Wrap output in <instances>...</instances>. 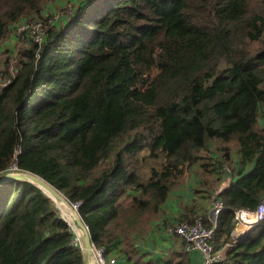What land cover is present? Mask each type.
<instances>
[{
    "label": "trees",
    "instance_id": "16d2710c",
    "mask_svg": "<svg viewBox=\"0 0 264 264\" xmlns=\"http://www.w3.org/2000/svg\"><path fill=\"white\" fill-rule=\"evenodd\" d=\"M52 1L0 0V45ZM71 2L0 88V175L41 177L81 204L95 246L131 258L187 170L220 181L237 158L213 244L220 264H264V222L232 240L235 212L264 203V0ZM196 208L180 221L210 227ZM75 238L39 187L0 186V264H85Z\"/></svg>",
    "mask_w": 264,
    "mask_h": 264
},
{
    "label": "crops",
    "instance_id": "0c3cea01",
    "mask_svg": "<svg viewBox=\"0 0 264 264\" xmlns=\"http://www.w3.org/2000/svg\"><path fill=\"white\" fill-rule=\"evenodd\" d=\"M237 161L238 159L236 158L231 163L232 166L229 167L230 173L219 174L218 178L220 181H215L211 185L217 183L214 187L226 188L229 186L227 189H230L231 183L238 179V173L235 171V166H239L236 163ZM224 170L225 168L223 172ZM198 178L201 181V185L205 187L201 178ZM192 179L194 181L187 185L185 189L180 188L173 193L165 207H163L159 219L149 224L147 229L135 234L133 246L137 252L131 258L124 255L120 258L119 255L120 264H179L180 262L182 264H202L203 255L198 251L187 252L180 239L170 234L168 230L169 227L181 223V216L184 214L186 207L192 202L202 212L209 214L210 221L213 219L209 200L203 199L204 194H201L202 190L199 188V181L194 177ZM211 192V190L206 192L207 199ZM238 230H235L232 235V240L235 244L242 243L246 235L245 230L242 228Z\"/></svg>",
    "mask_w": 264,
    "mask_h": 264
},
{
    "label": "built area",
    "instance_id": "2783aa9c",
    "mask_svg": "<svg viewBox=\"0 0 264 264\" xmlns=\"http://www.w3.org/2000/svg\"><path fill=\"white\" fill-rule=\"evenodd\" d=\"M37 26L38 28H36ZM26 28L31 31H35L37 34H40L42 29H46L42 23L27 25ZM43 39L44 37L41 42H39L38 38L33 39V41L36 43H42ZM11 82V78L7 80L3 74L0 78V88H6L9 84H11ZM17 154H20V152H17ZM16 170V166L13 165V167L8 170V173H19L16 172ZM226 171L227 173L231 172L229 167L226 168ZM227 188H229V186L226 188H217L213 191V195L210 198V206L213 215L212 225L210 227L204 225L202 218L198 217L193 223L183 222L176 226L173 225L168 229L170 234L180 239L187 252L198 251L203 255L202 264H220L225 259L224 249H217L213 244V239L215 237L217 227V217L225 210L224 204L218 196ZM72 206L76 212H78L81 208V204L79 203L73 204ZM235 219L237 221L236 230L243 228L246 232L257 225H260L264 222V203L260 204L255 211L246 209L236 211ZM74 243L75 246L80 247V241L77 237L75 238ZM93 251L96 264H120L117 256L108 252L104 246H95L93 244Z\"/></svg>",
    "mask_w": 264,
    "mask_h": 264
},
{
    "label": "rangeland",
    "instance_id": "374dc122",
    "mask_svg": "<svg viewBox=\"0 0 264 264\" xmlns=\"http://www.w3.org/2000/svg\"><path fill=\"white\" fill-rule=\"evenodd\" d=\"M76 8L77 7L73 5L71 0H54L48 5V7L45 8V12H43L44 16L42 18L34 19L31 21H26L28 19H23L21 21L24 22L20 23L19 21L14 24L10 29L12 35L11 38H7L0 45V78L3 74L5 75L7 80L14 76L19 66L21 57L24 56L23 52L25 49H27L25 45L35 38H38L39 42H41L42 38L44 36H47L50 29L62 23L64 24L66 21H68L69 17L73 16V14L76 12ZM60 21L63 22L60 23ZM38 23H42L46 27V29L41 30L40 34H37L35 31H31L26 28L27 25H35ZM36 28H38V26ZM158 73L159 69H153L151 71V79L154 80ZM215 156H218V154H216ZM229 165H226V167H228ZM196 175L201 178L205 187L201 185V181ZM192 177L196 178L199 181V188L200 190H202L201 194H204L203 199L209 200L210 203V195L208 199L206 198V192H209L210 189L208 188L211 185H209V181H216L217 179L212 178L211 176L203 175L202 169L199 166L192 167L191 169L186 171V173L180 178L179 185L177 186L178 189L176 188L177 190L175 191H178L180 188L185 189L187 185L194 181ZM207 177L209 180L207 179ZM61 211L63 216L66 218V215L62 209Z\"/></svg>",
    "mask_w": 264,
    "mask_h": 264
},
{
    "label": "water",
    "instance_id": "95a60500",
    "mask_svg": "<svg viewBox=\"0 0 264 264\" xmlns=\"http://www.w3.org/2000/svg\"><path fill=\"white\" fill-rule=\"evenodd\" d=\"M11 181H25L32 183L39 187L41 190H43L46 195L54 201V203L57 200L63 199L66 203V209L69 213L70 218L72 219L74 228L72 225L68 223V221L65 219V217L61 212V216L63 219L72 226L76 236L78 237L80 241V248L83 253L84 257V263L85 264H96L94 251H93V243L91 239L90 232L88 230V227L85 225V223L82 221L80 215L73 209L70 202L65 198V196L60 193L56 188H54L51 184H49L47 181L42 179L41 177L30 173V172H21V173H7V174H1L0 175V186L4 185L5 183L11 182Z\"/></svg>",
    "mask_w": 264,
    "mask_h": 264
},
{
    "label": "bare ground",
    "instance_id": "6f19581e",
    "mask_svg": "<svg viewBox=\"0 0 264 264\" xmlns=\"http://www.w3.org/2000/svg\"><path fill=\"white\" fill-rule=\"evenodd\" d=\"M57 205H58V207H60L62 210H63V212L65 213V215H66V220L68 221V223L70 224V225H72L73 226V228H74V225H73V222H72V219L70 218V216H69V213H68V211H67V209H66V203H65V201L63 200V199H60V200H57L56 202H55ZM243 229V228H242ZM91 264V263H90Z\"/></svg>",
    "mask_w": 264,
    "mask_h": 264
},
{
    "label": "clouds",
    "instance_id": "9594fccd",
    "mask_svg": "<svg viewBox=\"0 0 264 264\" xmlns=\"http://www.w3.org/2000/svg\"><path fill=\"white\" fill-rule=\"evenodd\" d=\"M20 173V172H19ZM3 174H7V173H3ZM213 192V191H212ZM211 198V197H210ZM72 205V204H71ZM209 205H210V203H209ZM73 207V206H72ZM211 207V206H210ZM74 209V208H73ZM211 212H212V209H211ZM78 213V212H77ZM79 214V213H78ZM213 220V219H212ZM212 220H211V223H212ZM181 223H183V222H181ZM190 223V222H189ZM69 225V224H68ZM70 226V225H69ZM71 228H72V226H70ZM237 227V226H236ZM72 230H73V228H72ZM236 230V229H235ZM73 232H74V230H73ZM247 232V231H246ZM245 232V233H246ZM74 234H75V232H74ZM75 236H76V234H75ZM77 237V236H76ZM78 238V237H77ZM116 256V255H115ZM118 259H119V257H117Z\"/></svg>",
    "mask_w": 264,
    "mask_h": 264
}]
</instances>
